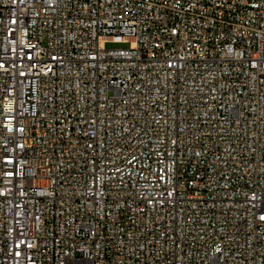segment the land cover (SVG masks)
<instances>
[{
  "label": "built area",
  "instance_id": "2783aa9c",
  "mask_svg": "<svg viewBox=\"0 0 264 264\" xmlns=\"http://www.w3.org/2000/svg\"><path fill=\"white\" fill-rule=\"evenodd\" d=\"M0 264H264V0H0Z\"/></svg>",
  "mask_w": 264,
  "mask_h": 264
},
{
  "label": "rangeland",
  "instance_id": "374dc122",
  "mask_svg": "<svg viewBox=\"0 0 264 264\" xmlns=\"http://www.w3.org/2000/svg\"><path fill=\"white\" fill-rule=\"evenodd\" d=\"M109 47H115V48H128L129 47V44H111V45H108Z\"/></svg>",
  "mask_w": 264,
  "mask_h": 264
}]
</instances>
